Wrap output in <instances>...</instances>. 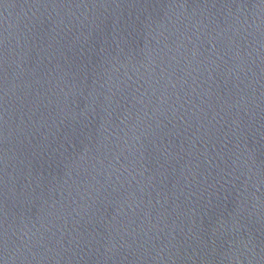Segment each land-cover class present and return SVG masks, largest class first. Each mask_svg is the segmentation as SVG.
I'll return each instance as SVG.
<instances>
[{
    "label": "water",
    "instance_id": "1",
    "mask_svg": "<svg viewBox=\"0 0 264 264\" xmlns=\"http://www.w3.org/2000/svg\"><path fill=\"white\" fill-rule=\"evenodd\" d=\"M0 264H264V0H0Z\"/></svg>",
    "mask_w": 264,
    "mask_h": 264
}]
</instances>
